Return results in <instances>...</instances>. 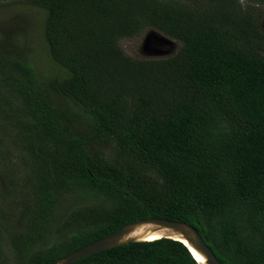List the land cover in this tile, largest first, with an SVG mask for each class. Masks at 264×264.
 <instances>
[{"label": "trees", "instance_id": "1", "mask_svg": "<svg viewBox=\"0 0 264 264\" xmlns=\"http://www.w3.org/2000/svg\"><path fill=\"white\" fill-rule=\"evenodd\" d=\"M0 1L44 11L61 72L41 81L0 34V264H55L147 219L264 264V0ZM149 31L177 51L127 56ZM74 264L198 263L163 238Z\"/></svg>", "mask_w": 264, "mask_h": 264}, {"label": "rangeland", "instance_id": "2", "mask_svg": "<svg viewBox=\"0 0 264 264\" xmlns=\"http://www.w3.org/2000/svg\"><path fill=\"white\" fill-rule=\"evenodd\" d=\"M259 11L261 13L259 22L264 32V6L259 8ZM44 21L45 13L38 7L30 6L22 2L0 1V34L8 36L11 32L17 33L21 40V48L24 49V59L35 67L40 80L43 82L54 76L61 75V72L53 65L48 56V49L43 36ZM151 32L154 31L146 32L144 35L133 39L122 40L120 47L127 56L135 60L169 57L177 51L174 42L167 39L170 45H153L154 52L157 54L145 52L144 44ZM158 53L163 54L159 55ZM0 172L2 171L0 170ZM1 176L0 173V179L2 181ZM65 208L66 205H62L58 214H63ZM53 237L46 246L49 247L60 240L59 237ZM44 246L39 245L36 249H42Z\"/></svg>", "mask_w": 264, "mask_h": 264}, {"label": "water", "instance_id": "3", "mask_svg": "<svg viewBox=\"0 0 264 264\" xmlns=\"http://www.w3.org/2000/svg\"><path fill=\"white\" fill-rule=\"evenodd\" d=\"M154 44L170 45V42H168L167 38H165L164 36H161L156 32H151V34H149V36L146 38L144 44L145 52H152L154 54H157L156 52H154ZM144 225L152 227L151 229L147 230L149 232L170 230L180 234L186 242L179 239H174L173 237L164 238L178 241L184 244L198 264H222L214 254L213 250L206 244L202 236L194 227L182 222H174L161 219L139 220L134 223L128 224L118 232L111 234L74 252L70 256L60 260L55 264H74L79 260L98 254L100 252L111 250L130 243L145 242L141 239L130 237V235H132L137 229ZM193 250L196 251L199 255H201L200 260L197 259V257L193 253Z\"/></svg>", "mask_w": 264, "mask_h": 264}, {"label": "bare ground", "instance_id": "4", "mask_svg": "<svg viewBox=\"0 0 264 264\" xmlns=\"http://www.w3.org/2000/svg\"><path fill=\"white\" fill-rule=\"evenodd\" d=\"M151 228L152 227H149L148 225H144L137 229L132 235H130V237L141 239L142 241H155L164 237H173L174 239L185 241L180 234L174 231H147ZM193 253L197 259H201V255H199L196 251L193 250Z\"/></svg>", "mask_w": 264, "mask_h": 264}]
</instances>
